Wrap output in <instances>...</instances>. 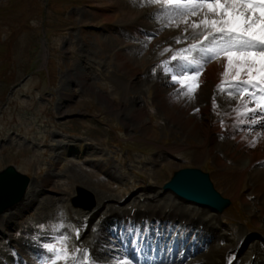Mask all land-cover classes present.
<instances>
[{
  "label": "rangeland",
  "instance_id": "obj_1",
  "mask_svg": "<svg viewBox=\"0 0 264 264\" xmlns=\"http://www.w3.org/2000/svg\"><path fill=\"white\" fill-rule=\"evenodd\" d=\"M117 4L114 0H0V170L13 165L30 177L36 194L31 210L21 212L18 203L4 212L10 211L7 216L14 223L7 234L28 245L40 225L48 233L63 222L60 231H70L65 234L72 250L74 232L81 227L73 225L69 217L75 224L77 220L67 208L83 212L86 221L99 199L119 206L142 204L140 197L164 195L162 185L179 168L197 164L209 174L214 188L230 200L219 220L224 219L223 225L229 227L234 222L253 243L260 235L264 248V234L258 230L264 218L255 221L256 209L254 214L251 211L258 206L264 213V202L262 206L257 203L264 193L258 191L250 169L242 178L235 175L242 160L225 150L230 143L231 149L238 148L233 136L217 135L206 145L200 142V131L194 136L183 126L192 115V105L200 103L196 113L207 109V98L202 97L212 90L211 82L199 81L194 102L180 99L168 116L159 93L177 92V84L161 77V61L170 60L183 48L163 55L162 47L167 46L159 41L153 44L160 34L149 32L155 30L150 25L158 24L162 30L161 21L149 18L150 25L143 23L139 33L133 32L134 9L153 13L147 10V0L146 5L128 10L125 3L122 12L116 11ZM137 43H142L139 49ZM121 48L130 60L125 68L117 64ZM226 108L221 102L214 112L205 111L207 118L222 119ZM78 142L89 144L87 155L79 152ZM206 146L210 148L206 154L197 153ZM101 160L110 163L102 171ZM77 186L91 193V210L72 205ZM128 212L127 208L121 214ZM24 229L28 232L22 233ZM7 243L8 239H1L0 247Z\"/></svg>",
  "mask_w": 264,
  "mask_h": 264
},
{
  "label": "snow or ice",
  "instance_id": "obj_2",
  "mask_svg": "<svg viewBox=\"0 0 264 264\" xmlns=\"http://www.w3.org/2000/svg\"><path fill=\"white\" fill-rule=\"evenodd\" d=\"M147 2L159 8L149 14L150 19L161 21L167 27L183 24L184 38L195 41L180 49L178 55H172L170 60L161 61V74L170 77V83L179 84L177 92L169 95L174 99L182 96L193 99L204 66L209 61L223 58L226 60L222 73L224 79L217 88L222 91L228 84L242 95L251 96L257 107L264 110V0ZM176 43H180V38ZM255 112L256 109H248L240 115ZM251 123L264 124V117L254 118ZM39 227L40 231L30 237L38 250L31 258L33 264H170L166 259L158 260L152 253L157 251V246L161 252H171L175 239L184 237L179 226L169 225L161 229L128 222L119 229H112L115 236L97 241L98 248L94 244L93 250L79 247L70 250L69 236L60 231L64 228L63 222L52 226V230L58 233L52 239L45 238L47 230L43 225ZM79 235L77 229V238ZM114 240L120 241L119 245ZM176 251L180 254L181 249ZM12 254L16 255L15 250Z\"/></svg>",
  "mask_w": 264,
  "mask_h": 264
},
{
  "label": "bare ground",
  "instance_id": "obj_3",
  "mask_svg": "<svg viewBox=\"0 0 264 264\" xmlns=\"http://www.w3.org/2000/svg\"><path fill=\"white\" fill-rule=\"evenodd\" d=\"M114 1L118 3L117 5H115L117 12H122V9L125 8V7H123L125 3H127V8L125 10L134 9V8H136L138 6H141V5H146V0H114ZM146 6H148L147 10L148 11L152 10L153 13L159 10L157 5L155 7H153V6H151V4L148 3V5H146ZM152 11H150V12H152ZM130 12H132V10ZM128 14L132 15L131 13H128ZM125 15L129 16L127 14H125ZM133 15H134V16H132L133 17V20H132L133 22L131 21L132 22V27L131 26L130 27L133 29V32L136 34V33H139V31H140V27L139 26H142L141 24H143V23L149 24L148 23L149 22V20H148L149 19V14L145 13L144 10H138L137 11V10L134 9V14ZM113 16L115 17L116 13ZM113 16H110V17L113 18ZM121 19H122V17H121ZM192 19H196V18L193 17ZM123 22H125V21H123ZM150 27L155 28V30L154 31L152 30V31H149V32H152V33L156 32V35L160 34V37L158 39H153L155 41V42H153V44H156L159 41V43L162 46H167L166 48L162 47V54L169 53V52L172 51V49H174L176 47V45L178 43L175 42L176 40L174 39V37L180 38L181 39L180 43L181 42L186 43V39L182 38L183 36H185V34H184V25L183 24H181L179 27H173V28L172 27L163 26V24H162V30H160L161 27H159L158 24L156 25V24L153 23V24L150 25ZM131 28H129V29H131ZM171 31L174 32V35H171V33H172ZM181 35H183V36L181 37ZM160 41H162V42H160ZM189 42H194V41L190 40ZM126 45H125V47H126ZM141 45H142V43H137L135 46L137 47V49H139L141 47ZM130 46H132V45H130ZM132 47H134V46H132ZM166 49H169V51H165ZM122 50L123 49L121 48V49H119L117 51V56H119L117 64H118V66L125 68V67H127V64L129 63L130 60H128V57L126 56V54L122 53ZM225 64H226V60H224L223 58H220V59L214 61L212 64H209V66L207 68V71H206V74L204 73L202 76L205 77V76H209L210 74L215 73V69H219L218 71H219V73L221 75L223 73V71H224ZM161 77L165 79V77H163V76H161ZM220 78H222V77H220ZM211 80L214 83L218 81V77L216 76V74H213L211 76ZM170 93H175V92L173 91V92H170ZM169 94H167L165 92L164 93H162V92L159 93V97L161 99L160 103L162 104V107L164 108V110L167 111L168 116L172 115L173 110H175V108L177 106L176 104L180 101V99H182V97H180L177 102H174L175 99L173 98V96H170ZM207 96H209V98H213V93L210 92L208 94L206 92V94H204L202 98H204V97L207 98ZM226 97H228L227 94H222L221 97L218 98V100L220 98L222 100H225V101H223V103L228 108V111H227L228 114L226 115V121L228 122L227 124H225L226 121L223 122L224 125L220 124V123H217V122H213L212 124H210L209 121L212 118H207L208 114L205 112L208 108L207 109H203L202 108L204 111L200 110L201 113H196V111L199 110L200 107L198 106L199 104L198 105L195 104V105L191 106L192 107L191 111L189 109V111L192 113V115L189 114L187 116V119L185 120V122H183V126L186 128L188 133H190V134L194 133L193 134L194 136L197 135V132L200 131V133H201L200 134V138H201L200 142H201V144H202V142H204V144H206V145H207V142L211 143L216 138L217 135L220 136L221 134H223V135H225V136H223L224 138H227V135H232L233 138L236 140L235 143L237 144L238 148L236 147L234 149H231L233 144L230 143L229 147L225 148V150L226 151H230V154H231L232 158H234L236 160H239V159L242 160L241 161L242 163H240L241 166L236 168V171H235L236 175H238L240 178H242L241 176H243V177L246 176L247 169H250L249 170V174L251 175V177L253 179L257 180V182H258V184H257L258 191H262L264 193V169H262V172L258 173L259 172V170H258L259 166L264 167V165H262V164L257 165V166L251 165L255 160L264 157V124L253 125L251 123V120H252L251 118L252 117H253V119L257 118L256 112H255V114L249 113L248 115H246L249 118H247L245 115H240V113H244L248 109H256L255 106L249 105V102L246 99H244V103L242 104V106L237 107L238 104L241 101L243 102V98H241V96H237V97L229 96V97H231L230 98L231 100H226ZM215 102H217V99L215 100ZM167 104H170V106L167 105ZM167 106H169L170 108L167 107ZM133 110L134 109H131V111H133ZM166 111H165V113H166ZM205 114H207V116H205ZM176 119H178V118L176 117ZM245 119H247L246 123H245ZM251 125L255 126L257 128L259 126L261 129L260 130H258V129L255 130L254 129L255 130L254 131V130H252L253 127ZM248 127H250V128H248ZM249 131H251V132H249ZM243 132H246V133H243ZM250 134H253V135H250ZM246 138L247 139L251 138L252 143H246L247 142ZM256 143H257V149L253 148L254 144L256 145ZM76 145H78V149H79L80 153L84 152L83 156L87 155L88 152L86 151L87 150L86 148H88L87 147V145H89L88 143L84 144L82 142H78V143H76ZM209 149L210 148H208L206 146V148L198 149L197 153L198 154L205 153V152L209 151ZM108 164L110 165L109 162H103L101 160L98 163V166L99 167H103L104 165H108ZM32 187L33 186H31V184H30L29 188L32 189ZM29 188H28V190H29ZM30 190H29V192H30ZM29 192H27L25 201H23L19 205L20 207H22L21 212H23V213L31 210L30 209L31 207H35L36 206L35 205V195L36 194L34 193L33 189H32V192H31L32 195H29ZM146 200H152L150 205H148V206H151L152 203H156L155 206H158V204H160L161 207H162V204L167 203L163 209L171 211L170 212L171 214H169V215L172 216V217L178 216V215L179 216L186 215L185 214L186 210L185 209L182 210L181 208H179V206H176L173 203L174 201H170L171 203H168V201L171 200L170 198L167 201H165L164 203H162V194H159V196H157V195L151 196L150 199H146ZM180 200H182V199H180ZM36 201H38V200L36 199ZM263 202H264V195H261L260 198L258 199L257 203L259 204V206L260 205L262 206ZM103 205H104V203H103ZM140 208L141 209L137 210L138 212L139 211L140 212L141 211H148L147 208H142V206ZM118 209L122 210V207H119V206L116 207V206H114L112 204H107L105 210H103L101 212L95 211L94 214L89 219V221L91 222L93 220L94 216H96V215L98 216L99 213H103L104 217L102 219L100 218L101 223L99 225L95 224V226H96L95 230L89 224V226L87 227V230L88 229L90 230L89 239H85L79 244L77 243L75 245V248L79 247L81 249H88V250L90 248V250H93L94 249V244H96L97 241L107 240L108 236L106 234H107L108 225H106V221L109 222V223L111 221H108L106 219H110L111 216H112L111 214L114 215L117 212ZM195 210H197V212ZM8 212L10 213V211H8ZM8 212L4 213V214H0V235H1L0 236V240L3 237L7 236V234L5 233V231L7 230L6 227L9 230H11V228L13 229V227H14V223L11 221L10 216H7L9 214ZM78 214L80 215V213H78ZM78 214H75V215L78 216ZM261 214L264 215L262 210H261ZM261 214H260V216H262ZM187 217L188 218L189 217L192 218L190 220L191 223H193L195 220L202 221V219H206L207 229L204 231L205 233L203 232V234H204V238L206 237V240L209 241L208 248L210 247V243H213V242H216L218 240H222L223 239V236L218 232L217 227L215 226V223L212 224L211 217L206 218V216L204 215V210L203 209H191L190 211H187ZM114 219H115V217L113 216V218L111 220H114ZM79 222L82 223L83 222L82 219L81 220L79 219ZM80 226L81 225H79V227ZM86 231H85V235H87ZM80 234H81V231H80ZM75 239H77V236H75ZM21 245H22V243L20 241L13 240L12 244H11V247H13V249L16 251V254H18L19 252L22 251L23 255H26L27 257L30 258V255L32 253H34L35 248L33 246H28V247L27 246H23L21 248ZM96 247L98 248L99 245L96 244ZM208 248L203 249V251H202V253L205 252L207 254L202 255V253H201L200 257L189 261V264L190 263H193V264H222L219 252H221L220 250H222L223 248L221 249V247H217V245H213L209 249L210 253L208 252ZM1 253H4L2 248H0V257H3V254H1ZM255 253L257 254V256L255 257L256 260H257V257L258 258L260 257V259H261V257H264V253H261L260 249H256ZM260 253H261V256H260ZM11 256H13L12 253H11ZM11 256L7 257L8 260L7 259L6 260H0V264H9V259L11 258Z\"/></svg>",
  "mask_w": 264,
  "mask_h": 264
},
{
  "label": "water",
  "instance_id": "obj_4",
  "mask_svg": "<svg viewBox=\"0 0 264 264\" xmlns=\"http://www.w3.org/2000/svg\"><path fill=\"white\" fill-rule=\"evenodd\" d=\"M27 183L28 178L12 166L0 171V213L22 199ZM169 186L183 195L208 201L214 198L206 179L195 172L175 179Z\"/></svg>",
  "mask_w": 264,
  "mask_h": 264
}]
</instances>
